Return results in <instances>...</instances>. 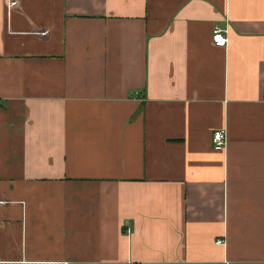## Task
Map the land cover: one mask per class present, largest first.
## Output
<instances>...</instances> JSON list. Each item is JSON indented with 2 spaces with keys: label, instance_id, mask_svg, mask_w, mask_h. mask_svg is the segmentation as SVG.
I'll return each mask as SVG.
<instances>
[{
  "label": "crops",
  "instance_id": "crops-1",
  "mask_svg": "<svg viewBox=\"0 0 264 264\" xmlns=\"http://www.w3.org/2000/svg\"><path fill=\"white\" fill-rule=\"evenodd\" d=\"M0 264H264V0H0Z\"/></svg>",
  "mask_w": 264,
  "mask_h": 264
},
{
  "label": "built area",
  "instance_id": "built-area-1",
  "mask_svg": "<svg viewBox=\"0 0 264 264\" xmlns=\"http://www.w3.org/2000/svg\"><path fill=\"white\" fill-rule=\"evenodd\" d=\"M212 39L217 46H226L229 42L228 30L217 27L214 30ZM213 144L216 149H224L227 146V133L225 129L214 132ZM219 243H223V240H219Z\"/></svg>",
  "mask_w": 264,
  "mask_h": 264
}]
</instances>
